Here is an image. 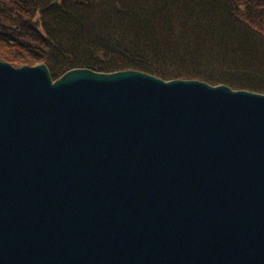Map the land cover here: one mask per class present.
Masks as SVG:
<instances>
[{"label": "water", "instance_id": "1", "mask_svg": "<svg viewBox=\"0 0 264 264\" xmlns=\"http://www.w3.org/2000/svg\"><path fill=\"white\" fill-rule=\"evenodd\" d=\"M0 264H264V94L0 60Z\"/></svg>", "mask_w": 264, "mask_h": 264}, {"label": "trees", "instance_id": "2", "mask_svg": "<svg viewBox=\"0 0 264 264\" xmlns=\"http://www.w3.org/2000/svg\"><path fill=\"white\" fill-rule=\"evenodd\" d=\"M0 0V60L264 94V0Z\"/></svg>", "mask_w": 264, "mask_h": 264}, {"label": "rangeland", "instance_id": "3", "mask_svg": "<svg viewBox=\"0 0 264 264\" xmlns=\"http://www.w3.org/2000/svg\"><path fill=\"white\" fill-rule=\"evenodd\" d=\"M25 65V64H24ZM28 65V64H27ZM34 65H37V64H34ZM13 66V65H12ZM15 67H18V66H15Z\"/></svg>", "mask_w": 264, "mask_h": 264}]
</instances>
